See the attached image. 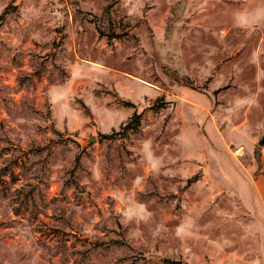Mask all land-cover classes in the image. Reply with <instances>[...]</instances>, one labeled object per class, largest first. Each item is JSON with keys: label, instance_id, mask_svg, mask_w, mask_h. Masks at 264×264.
I'll list each match as a JSON object with an SVG mask.
<instances>
[{"label": "rangeland", "instance_id": "1", "mask_svg": "<svg viewBox=\"0 0 264 264\" xmlns=\"http://www.w3.org/2000/svg\"><path fill=\"white\" fill-rule=\"evenodd\" d=\"M4 10L0 264H264V0Z\"/></svg>", "mask_w": 264, "mask_h": 264}, {"label": "trees", "instance_id": "2", "mask_svg": "<svg viewBox=\"0 0 264 264\" xmlns=\"http://www.w3.org/2000/svg\"><path fill=\"white\" fill-rule=\"evenodd\" d=\"M5 14L7 15L6 10H4L2 12V14L0 15V17L4 16ZM104 15L106 16V18H109V16H110L109 6L105 9ZM2 19H3V17H2ZM96 28H97L98 32L102 36H105L108 40L115 39L117 37L114 34L116 30H114L111 27V25L108 26V28L106 30L101 29V27L98 26V25H96ZM124 31H125V28L122 30V32L124 33ZM162 103H163V100H162L161 97H159V98L156 99V101L153 104H151L148 107V109L151 110V111H153V112H158L162 108L166 107ZM127 105L130 106V107H132V108L135 107L131 103H128ZM141 118H142L141 112H137V110H134L132 112V114L128 117V119L124 123L120 124V126L118 127V130L112 131L110 134H101L100 135V138L101 139H113L114 137L122 138L123 136H127L129 134L136 133L139 130ZM192 181H194V180H189L187 182V184L193 183Z\"/></svg>", "mask_w": 264, "mask_h": 264}, {"label": "water", "instance_id": "3", "mask_svg": "<svg viewBox=\"0 0 264 264\" xmlns=\"http://www.w3.org/2000/svg\"><path fill=\"white\" fill-rule=\"evenodd\" d=\"M95 141L94 137H91L88 141L87 144L92 143ZM257 144L259 147H264V134L261 136V138L257 141Z\"/></svg>", "mask_w": 264, "mask_h": 264}]
</instances>
